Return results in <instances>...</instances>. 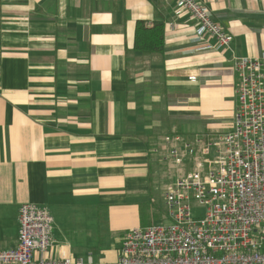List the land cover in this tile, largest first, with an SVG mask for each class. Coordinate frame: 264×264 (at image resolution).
<instances>
[{
	"label": "crops",
	"instance_id": "crops-1",
	"mask_svg": "<svg viewBox=\"0 0 264 264\" xmlns=\"http://www.w3.org/2000/svg\"><path fill=\"white\" fill-rule=\"evenodd\" d=\"M199 1L230 47L198 39L178 0H0V249L33 202L54 217L50 256L116 261L190 169L171 149L194 143L202 157L233 128L235 58L262 57L264 0ZM139 19L164 21L163 52L134 48Z\"/></svg>",
	"mask_w": 264,
	"mask_h": 264
},
{
	"label": "built area",
	"instance_id": "built-area-1",
	"mask_svg": "<svg viewBox=\"0 0 264 264\" xmlns=\"http://www.w3.org/2000/svg\"><path fill=\"white\" fill-rule=\"evenodd\" d=\"M178 1V13L198 21V39L209 34L217 49L231 46L233 35L205 4ZM235 70L233 128L203 145V156L214 151L209 162L196 155L194 143H184V152L170 151L173 163L191 157L193 164L165 191L168 222L129 229L114 262L55 258L50 256L54 217L47 207L27 202L20 207L18 242L0 249V264H264V53L236 57ZM198 207L203 210L195 214Z\"/></svg>",
	"mask_w": 264,
	"mask_h": 264
},
{
	"label": "trees",
	"instance_id": "trees-1",
	"mask_svg": "<svg viewBox=\"0 0 264 264\" xmlns=\"http://www.w3.org/2000/svg\"><path fill=\"white\" fill-rule=\"evenodd\" d=\"M136 50L160 53L165 50V23L155 20L148 25L146 20L139 19L136 23L135 45ZM191 157L187 159V168H191Z\"/></svg>",
	"mask_w": 264,
	"mask_h": 264
},
{
	"label": "rangeland",
	"instance_id": "rangeland-1",
	"mask_svg": "<svg viewBox=\"0 0 264 264\" xmlns=\"http://www.w3.org/2000/svg\"><path fill=\"white\" fill-rule=\"evenodd\" d=\"M223 132H225V131H223ZM220 135V134H219ZM213 152L214 151H212V154L211 155H208V156H202V159L204 160V161H206V162H209V159L212 157V155H213ZM205 157V158H204ZM171 162V161H170ZM172 163V162H171ZM183 165H181L180 167L181 168H183L182 167ZM171 169L172 170H170L169 172H174L175 173V171H176V165H174L173 164V166L171 165ZM173 173V174H174ZM170 174V173H169ZM164 177V176H163ZM165 178V177H164ZM173 180V179H172ZM172 180H170V182L172 181ZM197 203L196 202H193V206H195ZM202 208H200V207H198V208H195L193 211L195 212V214L196 213H201L202 212ZM142 211H143V213H144V215L146 214V210H145V206H144V208H142ZM155 214V215H154ZM169 220H168V210H167V206L166 205H164V203L163 202H156L155 204H154V206H153V212L152 213H150V215H148V218H146L145 216H144V219L141 221L142 222V224H147V223H149V222H151V223H165V222H168Z\"/></svg>",
	"mask_w": 264,
	"mask_h": 264
}]
</instances>
